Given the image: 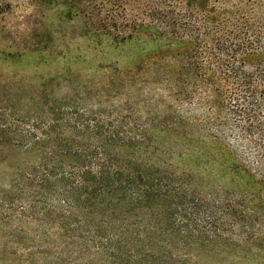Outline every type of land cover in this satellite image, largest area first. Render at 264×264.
I'll return each instance as SVG.
<instances>
[{"label": "trees", "instance_id": "16d2710c", "mask_svg": "<svg viewBox=\"0 0 264 264\" xmlns=\"http://www.w3.org/2000/svg\"><path fill=\"white\" fill-rule=\"evenodd\" d=\"M132 2L141 16L120 18ZM143 2L107 0L94 36L151 43L136 60L156 62L166 99L143 123L75 101L32 100L23 115L5 104L2 222L37 225L15 236L30 258L52 254L48 264H252V237L218 225L246 227L236 207L264 190V0ZM193 176L223 180L241 198L215 202V188ZM196 193L205 197L192 210Z\"/></svg>", "mask_w": 264, "mask_h": 264}, {"label": "rangeland", "instance_id": "374dc122", "mask_svg": "<svg viewBox=\"0 0 264 264\" xmlns=\"http://www.w3.org/2000/svg\"><path fill=\"white\" fill-rule=\"evenodd\" d=\"M143 3L150 5L151 0ZM142 6L132 2L116 11L120 18L124 12L141 16ZM107 7V0H0V123L9 118L2 109L5 104L20 103L19 114L23 115L29 112L26 105L32 100L75 101L91 111L128 123L135 119L146 122L157 113L166 99L160 90L157 64L136 60L152 44H116L104 36L95 37L100 9ZM171 143L175 153L182 150L181 142ZM193 178L200 188L208 185L215 188V202L226 196L241 198V190L227 188L223 180ZM204 197L203 194L198 197L197 193L188 197L192 210L199 205L198 198ZM250 198L249 203H243L247 209L236 204L237 223L241 221L246 227H230L234 220L224 219L219 222V231L251 236L256 255L252 264H264V190ZM10 212L0 210V264H48L52 254L45 257L47 252H40L30 258L19 248L20 242L15 236L21 229L32 233L37 225H12L11 222L16 224L12 218L2 222ZM203 262L239 264L214 257L203 258ZM90 264L100 263L91 261Z\"/></svg>", "mask_w": 264, "mask_h": 264}]
</instances>
